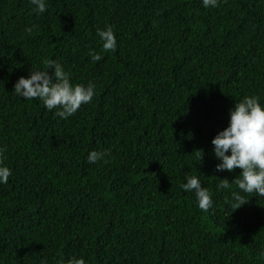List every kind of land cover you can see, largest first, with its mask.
<instances>
[{
  "label": "trees",
  "instance_id": "1",
  "mask_svg": "<svg viewBox=\"0 0 264 264\" xmlns=\"http://www.w3.org/2000/svg\"><path fill=\"white\" fill-rule=\"evenodd\" d=\"M32 7L0 0V146L12 170L0 184V264H264V196L228 206L241 170L216 171L211 143L244 96L264 104V0ZM106 26L114 52L97 36ZM45 60L73 85L94 83L92 102L60 119L18 97L16 81ZM93 150L111 155L89 163ZM186 175L212 193L208 212L180 188ZM218 178L231 189L217 191Z\"/></svg>",
  "mask_w": 264,
  "mask_h": 264
},
{
  "label": "clouds",
  "instance_id": "2",
  "mask_svg": "<svg viewBox=\"0 0 264 264\" xmlns=\"http://www.w3.org/2000/svg\"><path fill=\"white\" fill-rule=\"evenodd\" d=\"M32 12L41 15L47 11V0H29ZM221 0H202L205 8L218 7ZM35 25L26 26V32H32ZM97 36L105 52L115 51L117 39L111 26L98 29ZM88 56L93 62L102 59V56L94 49H89ZM46 70L30 71L27 78L20 77L15 85V94L25 100L39 99L48 111L56 109L54 115L60 119L73 116L82 104L92 102L96 92V85L89 82L85 85H73L71 74L56 60H45ZM54 71L49 74L48 69ZM215 158L219 161L216 171L233 172L240 169L241 172L235 178L238 191L231 192V198L225 203L235 210L241 208L247 200L243 194L255 193L264 196V104L259 96H244L235 103L229 111L228 125L219 131L211 141ZM6 146H0V184H7L12 170L4 163ZM198 159L201 161L204 155L199 151ZM110 150L91 151L87 160L89 163L104 161L110 156ZM107 162V161H105ZM186 183H180V188L185 192H194L197 206L200 210L208 212L213 206L212 193L203 187L200 178L196 175H186ZM216 185L217 191L229 190L232 187L227 178L219 179ZM41 264H48L47 259ZM56 264H64L60 259ZM67 264H86L83 257H72Z\"/></svg>",
  "mask_w": 264,
  "mask_h": 264
}]
</instances>
